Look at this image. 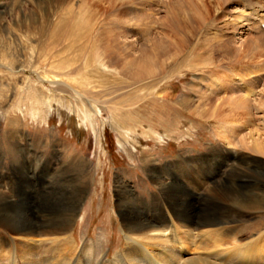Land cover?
Wrapping results in <instances>:
<instances>
[{
	"label": "rangeland",
	"instance_id": "rangeland-1",
	"mask_svg": "<svg viewBox=\"0 0 264 264\" xmlns=\"http://www.w3.org/2000/svg\"><path fill=\"white\" fill-rule=\"evenodd\" d=\"M263 25L264 0H0V186L29 185L38 220L78 203L68 235L113 259L124 191L194 210L254 177L260 209L226 204L238 239L264 234ZM66 59L91 83L65 79L82 99L41 78Z\"/></svg>",
	"mask_w": 264,
	"mask_h": 264
},
{
	"label": "bare ground",
	"instance_id": "bare-ground-1",
	"mask_svg": "<svg viewBox=\"0 0 264 264\" xmlns=\"http://www.w3.org/2000/svg\"><path fill=\"white\" fill-rule=\"evenodd\" d=\"M55 63L52 61L50 66L51 69L54 67L50 71L54 77L44 75L41 78L59 88L67 87L82 99L81 93L65 82V79L80 81L81 72L76 74L73 67L76 62L66 59L58 62L56 66ZM90 84L80 81L81 86ZM250 179L255 182L242 185L232 181L222 184L218 182L213 190L222 193L225 200L206 198L202 201L203 206L194 210L183 203L185 201L179 196L166 194L167 200L160 207L159 213L148 212L139 206V198L134 199L130 192L124 191L119 199V213L123 217L122 231L126 244L122 251L116 252L113 259L108 258L109 253L101 252L97 255L95 246L88 242L80 247L71 234L68 235L72 232V224L78 216V203L64 211L65 213L47 212L44 219L38 220L29 212L32 208V191L29 185L22 186L15 195V189L11 188L7 192L0 186V227L3 229L0 232V264H5L6 256L12 258V264H264L261 249L253 243L264 235L261 229L258 231L261 235L257 238L248 241L242 235L238 239L237 225L244 221V215L235 212L234 208L226 204L237 202L243 205H259L257 209L263 206L260 204L261 196L250 195L260 182L254 177ZM162 180V177L159 178V183ZM76 188L79 192L83 189ZM66 189L69 190L68 187L63 190ZM63 190L60 192H64ZM14 197L16 199L13 200ZM62 197L65 198L64 193ZM243 226L239 228L244 229ZM171 234L176 238L177 247L170 243ZM49 253L52 257L47 255Z\"/></svg>",
	"mask_w": 264,
	"mask_h": 264
}]
</instances>
